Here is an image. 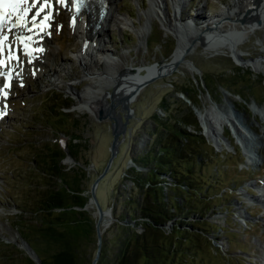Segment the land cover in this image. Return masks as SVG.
<instances>
[{"label": "rangeland", "instance_id": "1", "mask_svg": "<svg viewBox=\"0 0 264 264\" xmlns=\"http://www.w3.org/2000/svg\"><path fill=\"white\" fill-rule=\"evenodd\" d=\"M226 1L187 0L182 17L190 19L196 13H201V18L216 16ZM165 2L172 17V3ZM149 7L150 0H113L109 12L115 21L104 22L106 32L98 44L121 57L126 66L137 68L139 75L160 69L171 60L177 46V37L155 12L146 25V39L138 38ZM48 22L36 65L26 66L24 61L21 68L17 67L23 76H17L13 86L6 88V95L0 96V104L6 109L0 121V264H31L25 239L41 248L39 215L33 212L49 184L67 183L80 196L68 203L87 204L90 187L104 172L110 157L112 120L78 110L76 94L68 87L73 83L79 91L88 82L82 78V66L76 57L83 44L74 31L71 12L66 5L55 3ZM230 22L229 18L223 19L226 26ZM237 46L241 60L227 49L210 51L197 45L186 58L190 66L180 63L154 73L129 102L124 136L119 137L118 151L96 190L107 216L102 220L101 234L107 232L113 243L115 229L111 226L115 222L135 225L134 217H128L132 209L125 200L134 184L132 172L146 170L140 162L148 164V150L149 159H153L151 150L155 149L158 133L184 117L196 121L198 131L193 130L194 126H184L200 134L197 138L207 164L204 172L214 180L207 194L209 203L203 204L208 210L204 219L214 225L202 226L209 230L206 238H186L187 251L178 255L177 264H262L259 256L264 248V200L258 194L260 189L264 191V135L262 144L258 136L264 134V123L251 106L256 103L264 107V71L254 67L251 60L264 61V21L248 30ZM91 57L102 60V68L105 55L93 51ZM2 80L0 77V84ZM115 84L104 90L113 92ZM110 99L108 96L106 105ZM122 100H115V112L121 116L127 112L122 109ZM213 106L229 113L224 131L215 140L198 114L199 109ZM237 128L245 138H254L258 146L256 163L248 160ZM50 151L61 153L59 176L48 174ZM134 192L138 196L136 188ZM73 209L80 208L74 205ZM85 210L88 217L72 230L84 244L92 239L88 244L92 252L97 243L94 233L98 213L93 202Z\"/></svg>", "mask_w": 264, "mask_h": 264}, {"label": "trees", "instance_id": "2", "mask_svg": "<svg viewBox=\"0 0 264 264\" xmlns=\"http://www.w3.org/2000/svg\"><path fill=\"white\" fill-rule=\"evenodd\" d=\"M184 125L199 130L195 120L178 118L158 133L155 149L151 150L153 159H149L150 150L145 154L148 164L136 158L146 170L132 172L134 184L125 198L132 209L128 217H134L135 225L115 222L111 226L115 229L114 243L107 232L102 234L95 264H177L178 255L187 251L186 238H206L209 234L202 226L214 224L204 219L208 210L203 204L209 203L207 194L212 191L214 180L204 172L207 164L197 138L200 134ZM50 153V164H46L50 169L48 174L59 176L61 153ZM77 192L67 183H51L39 198L33 213L39 215L37 229L43 244L40 248L28 239L25 243L40 264H91L97 243L91 252L88 244L92 239L84 244L82 237L72 230L87 216L82 208L85 201L74 204L79 210L68 203L71 198L80 197ZM28 259L31 264H38L34 258Z\"/></svg>", "mask_w": 264, "mask_h": 264}, {"label": "bare ground", "instance_id": "3", "mask_svg": "<svg viewBox=\"0 0 264 264\" xmlns=\"http://www.w3.org/2000/svg\"><path fill=\"white\" fill-rule=\"evenodd\" d=\"M112 1L113 0L106 1L107 11L97 24L95 23L98 16L97 10L86 13L84 15V20H82L83 16H75L71 13L74 31L83 44L78 50L76 57L82 66V78L87 79L88 82L86 87L79 91L73 87V83L68 84V87L73 89L74 94H76V108L78 110L87 111L93 116H97L99 108H102L105 114L110 112V103L109 105L106 104L108 103L107 97L111 96L112 92L104 89L116 82L115 86H112L114 101L121 100L122 98L126 100L131 96L134 98L139 91H135V88L137 86L142 87L154 73L170 69L175 66V64L180 63H185L190 66L191 63L186 58L199 44L210 51L219 50V48L227 49L232 56L241 60V54L237 51V45L241 42L242 36L248 30L257 27L259 22L264 21V0H229L224 2L220 13L216 16H204L201 18V13H196L195 17L185 20L182 16L185 13L183 8L187 0H170L173 6L172 17L167 12L166 0H150V7L148 11L145 12V23L141 24V27L138 29V38L141 41L146 39V25L150 23V16L155 12L160 16L165 28L177 37V46L171 60L164 62L160 69L152 68L149 69L148 74L139 75L137 73V68L126 66L121 57H117L114 53L110 52L108 48L98 46L99 41L106 32L104 22L115 21V17L109 12V9L111 10ZM54 4L55 1L51 0V6L45 8L44 12L52 14ZM30 5L31 0H29L28 5H21V8L29 7ZM38 5L40 4L37 3L36 6ZM34 8L35 7L28 13L27 27L31 24V16L34 14ZM66 9L72 12L68 3L66 4ZM224 18H229L233 23L230 22L231 24L226 26L223 24ZM13 19L15 18L13 17ZM73 21H75V23H73ZM85 22H87L86 25ZM235 22H238V24ZM35 30L39 31L38 35L34 34ZM4 31L5 35H7V40L4 42L3 51L0 52V60L4 61V64L0 65V73H2L0 77H10L12 80L11 86H13V81H15L17 76H23V73L17 72L18 69L16 70V68H21L24 61L28 63H26V66L36 65L38 59L37 53H39L38 51H33L31 52V56L26 55L23 44L20 43L17 37L24 38V36L28 37L33 33L32 40L35 42V50L40 49L43 47L41 39L43 40L46 38V29L40 31L39 28H35L33 31L29 32L27 28H11V24H9ZM93 51L96 55H105V62L103 61L104 65L102 68L101 65H99L102 60L91 57ZM10 56L14 58H10ZM85 58L88 60H85ZM29 60H31V63H29ZM251 62L254 67L262 68L264 71V61L261 59H254L251 60ZM157 64L160 65V62H157ZM15 72H17V74ZM76 78H78V76H76ZM74 79L75 78L72 77L70 78V80ZM5 93L6 89L2 83L0 84V96L5 95ZM7 100L8 98L4 100L6 106L8 105ZM216 108L217 106H213L212 108L198 110L199 117L203 120L208 135L214 140L224 131V125L227 123L226 121L229 120V115L227 116L229 113L225 112V114L219 107L218 110H216ZM251 109L259 116L260 121L264 123V107L254 103ZM5 110V106L0 104V116L4 115ZM237 131L244 139V149L248 160L251 163H256L255 153H258V146L254 144V138H250V140L249 137L248 139L247 137L245 138V134H243L244 132L240 128H237ZM263 135L264 134L258 136L261 144L263 143ZM258 195L260 200L263 201L264 191L260 189ZM106 217V214H104L102 220L105 221ZM262 251L263 255L259 256V260L264 264V248Z\"/></svg>", "mask_w": 264, "mask_h": 264}, {"label": "snow or ice", "instance_id": "4", "mask_svg": "<svg viewBox=\"0 0 264 264\" xmlns=\"http://www.w3.org/2000/svg\"><path fill=\"white\" fill-rule=\"evenodd\" d=\"M76 4L77 12L80 7L84 5L85 0H73ZM40 4V7L36 9L35 13L31 16L32 27H27L28 24V13L32 11V8ZM56 3L64 4L65 0H56ZM29 0H0V52L3 51L4 42L7 40V35H5V28L11 24V28H27V31H33V28H39L40 31H44L46 27H49L47 23L51 19V14H45L43 19L38 23L37 18L44 12L45 8L51 6V0H31V5L29 7L21 8V5H28ZM13 17L15 19H13ZM75 23V21H73ZM20 43L23 44L25 54L31 56V51L29 49V41L32 37L29 36L26 39L23 37H17ZM35 51L42 52L43 49H36ZM10 58H14L11 57ZM31 63V60H29ZM4 61L0 60V65H3ZM2 74V73H0ZM23 86V85H21ZM7 87V85H6ZM6 95V93H5Z\"/></svg>", "mask_w": 264, "mask_h": 264}, {"label": "water", "instance_id": "5", "mask_svg": "<svg viewBox=\"0 0 264 264\" xmlns=\"http://www.w3.org/2000/svg\"><path fill=\"white\" fill-rule=\"evenodd\" d=\"M141 86H137L135 89V91H138L139 88ZM111 99H110V112L108 114L103 113L102 108H99L97 111V118L98 119H102L105 115L108 116L111 120H112V124H111V134H112V141L109 147V151H110V157L108 158V162L106 164L105 170L104 172H102V174H100L92 183L91 187H90V193H91V199L90 202H88L87 204H85L82 208H88V206L90 205L91 202H93L97 208V213H98V218L96 221V234H97V249H96V253L95 256L91 262V264H95V262L97 261L98 257H99V253H100V248H101V240H102V232H101V224H102V217L103 214L105 213L104 209L102 208V206L99 203V200L97 198V185L99 180L105 175L107 169L110 167L114 156L116 155L117 151H118V144L120 141V136H124V132H125V123L128 120L130 113H129V107L128 104L130 101H132L133 97H129L126 100L122 101L121 106L123 110H127V112L121 116V114L116 113L115 112V101L113 98V92L111 93ZM26 251L28 252V254L34 258L36 260V262L38 264H40L39 260L36 259L35 257H33V254L30 253L28 251V247L26 248Z\"/></svg>", "mask_w": 264, "mask_h": 264}]
</instances>
